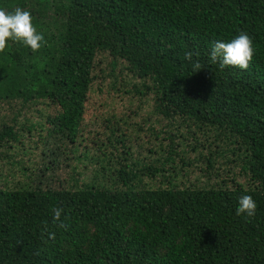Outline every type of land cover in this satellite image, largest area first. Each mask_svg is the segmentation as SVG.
I'll return each mask as SVG.
<instances>
[{
    "label": "trees",
    "instance_id": "1",
    "mask_svg": "<svg viewBox=\"0 0 264 264\" xmlns=\"http://www.w3.org/2000/svg\"><path fill=\"white\" fill-rule=\"evenodd\" d=\"M252 1L250 12L234 13L229 0H0L5 11H29L46 41L35 53L8 41L0 53V110H7L0 163L21 166L10 151L37 127L26 114L59 132L47 111L83 88L93 67L80 43L89 25L104 27L103 41L92 38L104 59L96 66L102 79L112 88L121 81L155 119L144 131L148 149L139 126L128 134L126 120L110 124L109 153L98 147L95 159L108 166L81 187L46 186L43 174L21 168L22 181L0 188V264H264V0ZM240 33L252 38L249 68L213 63L214 43ZM197 61L203 67L194 72ZM206 144L219 152L196 156L202 172H218L216 164L230 172L237 163L245 186L143 184ZM82 156L92 162L87 151ZM243 195L256 202L251 218L237 215ZM54 208L63 209L67 230L53 222Z\"/></svg>",
    "mask_w": 264,
    "mask_h": 264
},
{
    "label": "rangeland",
    "instance_id": "2",
    "mask_svg": "<svg viewBox=\"0 0 264 264\" xmlns=\"http://www.w3.org/2000/svg\"><path fill=\"white\" fill-rule=\"evenodd\" d=\"M229 7L234 13L239 11L248 13L253 9L254 2L252 0H229ZM103 29L104 27L100 24L89 25L86 36L81 39L80 43L89 49V62L93 63V67H89L87 70L88 77L84 78V81L81 80L83 88H76L68 92L67 99H57L47 111L48 117L55 120L54 124L58 126L56 130L59 132H55L52 125L43 123V121L42 124L45 125V128L41 129L35 118L28 117L31 113L26 114L30 123H35L37 127L30 135L26 133L22 138L23 149L16 148L20 146L17 145L10 151L13 154V159L20 161V167H13L4 161L0 163V174L3 176L0 179V188L5 187V184L13 187L17 182L22 181L24 176L20 172L21 168L27 169L31 175L43 174L41 177L46 186L51 185L56 189L61 186L68 187V189H73L76 186L81 187L91 176L93 177L95 169L101 170L100 165L108 166L107 161L96 162L95 159L100 156L97 148L101 147L102 152L109 153V149L103 148L104 145L110 143L109 137L112 135L111 130L113 129L110 124H119L122 119L127 122L122 131H127L128 134L133 131L137 132L136 129L139 126L141 131L138 132L146 143L145 149L149 148V144H153L148 139L150 132H144L155 126V119L152 118L146 107L148 104L143 105L134 98L128 88L120 86L121 81L118 86L112 88V80H103L99 71L96 70L97 64L101 65L104 59L96 48H92V38L103 41L106 37L101 33ZM80 43L74 47H78ZM69 100L72 101V104L67 103ZM5 113L7 110L3 106L0 110L1 117ZM133 124L136 125L135 130L128 128ZM46 130L49 132L46 133ZM181 132H184V129H181ZM222 147L226 148L224 145ZM84 151L88 152L92 159L91 163L82 156ZM209 151L214 154L216 151L219 152L214 144H206L196 153L188 154L190 161H184L182 164L177 163L176 169L167 166V172L158 175L156 179L144 176L143 184L149 188L158 187L161 181L171 182L177 188L191 187L195 183L222 185V181L246 185L247 178L237 163H231L233 168L230 172L226 171L228 168H225L226 170L220 168L219 164L215 165L218 172H202L204 168L202 161L197 163L195 159L197 155L206 156ZM219 160L223 165L225 160L222 158ZM107 172L111 173L112 171L107 170ZM4 178L7 181H4ZM165 186L163 185V187Z\"/></svg>",
    "mask_w": 264,
    "mask_h": 264
},
{
    "label": "clouds",
    "instance_id": "3",
    "mask_svg": "<svg viewBox=\"0 0 264 264\" xmlns=\"http://www.w3.org/2000/svg\"><path fill=\"white\" fill-rule=\"evenodd\" d=\"M32 19L31 13L20 7L12 11L0 9V53L8 47V41L21 42L34 53L42 48L46 41L43 34L37 32L33 26ZM254 54L252 38L246 33H240L230 42L216 41L212 47L210 59L213 63L219 61L221 68L231 66L247 70ZM192 56V52L185 53L186 60L190 61ZM202 67L199 61L193 64L194 72L201 70ZM238 204L237 215L245 214L249 218L255 215L257 205L250 195L240 197ZM62 211L61 208L53 209V222L58 228L67 230L68 225L61 220ZM49 238L54 239L55 234H51Z\"/></svg>",
    "mask_w": 264,
    "mask_h": 264
}]
</instances>
